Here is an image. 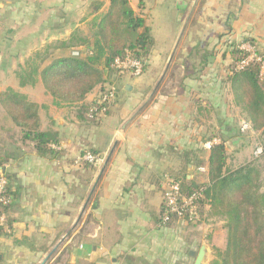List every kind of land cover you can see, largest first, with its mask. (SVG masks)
Segmentation results:
<instances>
[{
  "label": "crops",
  "instance_id": "obj_1",
  "mask_svg": "<svg viewBox=\"0 0 264 264\" xmlns=\"http://www.w3.org/2000/svg\"><path fill=\"white\" fill-rule=\"evenodd\" d=\"M94 1L102 3L97 14H92ZM127 1L148 25L153 39L151 66L139 79L116 85L117 96L106 116L97 121L84 119L78 113L79 104L57 102L44 91L40 80L19 84V93L38 106L40 131L49 134L50 152L39 154L32 136L24 140L20 129L5 113L0 114V157L11 198L10 231L0 235V264H193L189 252L208 248L212 237H222L224 244L221 221H213L220 225L217 230L204 222L192 227L182 223L159 226L164 183L166 177L183 176L205 183L208 151L203 143L210 138H228L226 143L239 139L231 153L235 157L250 154L246 164L255 160L254 146L264 140V126L252 128L251 134L239 132V123L247 117L236 105L230 83L217 72L224 64L217 55L225 53L230 44L250 40L264 57V0ZM43 5L44 11L82 14L81 20L70 22L72 30L52 36L65 42L73 35L78 44L77 40L90 36L76 37L79 22L91 23L106 13L109 0H46ZM156 17L170 23L160 45L152 28ZM192 38L187 55L193 54L200 62L210 56L213 67L195 68L190 77L173 81L172 74H166L177 47L183 39ZM173 52L170 66L150 98ZM161 63V75L153 82ZM261 82L264 95V80ZM97 93L94 90L83 103ZM85 153L98 158L95 166L77 164ZM192 163L199 164L197 169Z\"/></svg>",
  "mask_w": 264,
  "mask_h": 264
},
{
  "label": "trees",
  "instance_id": "obj_2",
  "mask_svg": "<svg viewBox=\"0 0 264 264\" xmlns=\"http://www.w3.org/2000/svg\"><path fill=\"white\" fill-rule=\"evenodd\" d=\"M91 6L92 14H97L102 3L94 1ZM90 33L89 38L77 40L78 44L73 42L71 35L68 41L49 46L54 51H62L58 56L54 53H37L35 57L39 61L29 75V83L35 81L34 75L39 76L44 91L57 102L66 105L79 104L78 113L84 119H87L94 104L93 100L84 104V100L96 89L98 95L104 93L105 86L112 83L108 78L116 73L113 68L114 61L130 56L142 62L145 71L146 61L153 48V39L145 20L133 12L127 0H109L106 13L95 17L90 23ZM245 42L251 44L250 40ZM78 46L79 54L73 56L72 51ZM244 57L246 54L234 44L222 55L224 60L229 61L227 73L230 74L226 76V80L230 83L234 101L246 115V121L254 130H258L264 126V95L261 92L264 76L260 77V64L254 63L236 72L235 68ZM262 58L264 59L263 56ZM47 61L49 63L45 64ZM206 61L204 59L200 65L205 66ZM24 84L26 82L22 80L20 85ZM0 107L13 126L23 133L24 140L32 136L37 153L50 152L49 134L40 131L36 104L8 89L0 93ZM217 139L220 144L212 146L208 151L205 183L188 181L184 176L173 180L179 183L183 197L201 194L197 201L199 220L196 225L204 221V218L223 223L225 245L221 250L215 249L211 264H264V179L256 164L264 159V154L260 159L228 170L225 146L228 138L218 136ZM3 160L0 157V174L4 173ZM191 165L193 169L199 166L193 163ZM4 177L7 180L5 174ZM6 195L10 197L8 188ZM10 207L11 202L0 207V213L6 215L8 229L10 224L7 215ZM164 210L163 200L159 225ZM169 219L164 228L182 222H186L188 227L194 225L193 220H188L187 211H183V217L170 214ZM2 234L3 231H0V235Z\"/></svg>",
  "mask_w": 264,
  "mask_h": 264
},
{
  "label": "rangeland",
  "instance_id": "obj_3",
  "mask_svg": "<svg viewBox=\"0 0 264 264\" xmlns=\"http://www.w3.org/2000/svg\"><path fill=\"white\" fill-rule=\"evenodd\" d=\"M45 1L46 0H0V93L5 92L8 89H12L13 91L19 93L21 91V88L19 89L20 82L22 80L26 83L30 82L29 75L31 73V70L33 66L36 65L39 61L38 57H35L36 53H40L42 55L54 53L55 56H58L62 51H54L53 49L48 48L49 46L55 45L57 42H59L58 40L52 38V36L59 32L65 31V29L68 28L72 30L74 26H72L70 22L72 20L79 21L81 20V18H83L81 16L82 14H80L79 17L69 16L61 13L57 9H50L44 11L42 10V8H44L45 6L43 5ZM83 14L85 16L84 12ZM50 17H53L54 20L51 21ZM166 20L168 19L156 17V19L153 21L152 28L154 32V37H156V39L158 40V45H160L161 40H165V37L167 36V31L170 23L168 24V21ZM146 26L148 25L146 24ZM77 28V38L91 34L90 22H85L83 24L79 22ZM69 31L70 30H68V32ZM193 41V38L188 42L183 39L180 44L178 43L179 45L175 52L173 62L166 74L168 76L172 74L171 79L173 81H179L181 79V76L190 77L191 75L189 76V73L191 71H194L195 68H199L202 70H204L205 68L206 70L212 69H210V67H213L212 64H209L208 62V59H211L210 56L205 57V60H207V64L205 66H198L197 61L200 63V60L194 58L193 54H190V57L188 56L190 53H188V50L191 48V44L193 43ZM43 42H45V44L40 49V51H38ZM222 54L223 53L220 52L217 57L222 58ZM149 58L146 61V69L140 77H142L145 72L148 71L147 68L151 66V64L149 63ZM153 59L154 58L151 59L152 62ZM165 60L166 59H164V63ZM222 61L224 62V64L217 70V72L221 71V76L225 80L228 72V63H226V60H224L223 58ZM48 63L49 61L45 62V64ZM164 63H161V65H159V70L157 74L153 76V82L157 81L158 77L161 75ZM151 74L152 71L149 73V75ZM195 76L197 75L195 74ZM33 78L38 83L39 76L34 75ZM139 78H134L131 75L125 73H115L113 75H110L108 79L112 83H115V87L116 85L118 87H121L126 83L132 82L133 79ZM116 89L118 92L117 87ZM146 96H149V94H146ZM0 114H4V111L1 109V107ZM228 144L229 143H226V168L228 170H233L239 166H242V163L246 162L245 160H251L250 154H246V152H242L238 154L237 157H235L234 154L231 152L237 149L238 143L231 146H228ZM256 164L258 165L261 171L262 178L264 179V159H260V161ZM206 211L207 208L205 209V212ZM213 221L217 220H210L208 218H204V221H201L198 224L201 225L204 222L205 224H207L205 226H208L210 224V229L217 230L220 225L217 226V224L213 223ZM224 245L225 240L223 244L222 237H212L211 241L207 242L208 248H206L207 250L205 262L207 264H211L212 260L214 259L215 249L221 250L224 248Z\"/></svg>",
  "mask_w": 264,
  "mask_h": 264
},
{
  "label": "built area",
  "instance_id": "obj_4",
  "mask_svg": "<svg viewBox=\"0 0 264 264\" xmlns=\"http://www.w3.org/2000/svg\"><path fill=\"white\" fill-rule=\"evenodd\" d=\"M231 45V44H230ZM238 49L246 54V57L237 65L235 71H241L248 67L250 64H260L261 70H264V59L257 52V50L249 43H239L236 44ZM229 48V46H228ZM79 50L74 49L72 51L73 56H78ZM113 68L117 74H129L134 78H139L143 74V64L139 60L133 59L130 56H126L123 59H116L113 63ZM230 73H227V75ZM106 89L104 93L99 94L93 99L94 104L87 115V119L90 121H97L100 118L107 115L116 99V87L113 83L105 86ZM239 132L242 135L247 133H252V127L247 121H241L239 123ZM264 140L257 142L254 146L253 156L255 159L261 157L264 154ZM220 144V140L213 138L203 143V148L209 151L212 146ZM98 158L90 153H85L78 157L77 164H89L95 166L98 162ZM199 172H204V169L199 168ZM7 180L4 177V173L0 174V207L7 206L11 199L6 195ZM201 198V194H192L191 196L185 198L180 192L179 183L173 179L166 177L164 183L163 200L165 203V210L163 212V217L161 220L160 227H165L169 222V215L173 214L178 217H183V211H187L188 220H193V224H197L196 221L199 220L197 215V201ZM186 225V222H182ZM187 226V225H186ZM0 231L3 233H9V229L6 226V215L0 213Z\"/></svg>",
  "mask_w": 264,
  "mask_h": 264
},
{
  "label": "water",
  "instance_id": "obj_5",
  "mask_svg": "<svg viewBox=\"0 0 264 264\" xmlns=\"http://www.w3.org/2000/svg\"><path fill=\"white\" fill-rule=\"evenodd\" d=\"M173 55H174V52H173V54L170 56V58H169V60H168V62H167V65H166L165 71L163 72L161 78L159 79V81H158L157 84L155 85L154 89L152 90V92H151V94H150V98L153 97V96L155 95V92L157 91V89H158L160 83L162 82V80H163V78H164V75L166 74L167 69H168V67L170 66V63H171V61H172V59H173ZM209 60L211 61L212 59H209ZM127 89H128V88H127ZM238 142H239V139H233V140H231V141L229 142L228 146L235 145V144L238 143ZM226 147H227V145H226ZM107 162H108V160H106L105 165L107 164ZM189 169H191V167H189ZM103 170H104V168H103L102 170H100V172H99V174H98V177L96 178V180H95V182H94V184H93V186H92V188H91V190H90V193H89V195H88V197H87V200H86V202H85V205H84L82 211H84V209L86 208L87 204L89 203L90 198L92 197V195H93V193H94V190H95L96 185H97V183H98V181H99V179H100V177H101V175H102V171H103ZM189 256H191V258H193V260H194L193 264H207V263L205 262V256H206V248H205V246H201L197 252H189Z\"/></svg>",
  "mask_w": 264,
  "mask_h": 264
}]
</instances>
